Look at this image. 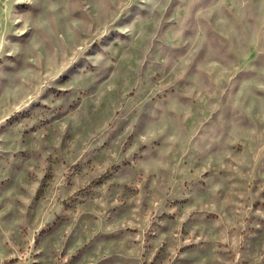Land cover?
Listing matches in <instances>:
<instances>
[{
  "label": "rangeland",
  "instance_id": "rangeland-1",
  "mask_svg": "<svg viewBox=\"0 0 264 264\" xmlns=\"http://www.w3.org/2000/svg\"><path fill=\"white\" fill-rule=\"evenodd\" d=\"M0 264H264V0H0Z\"/></svg>",
  "mask_w": 264,
  "mask_h": 264
}]
</instances>
